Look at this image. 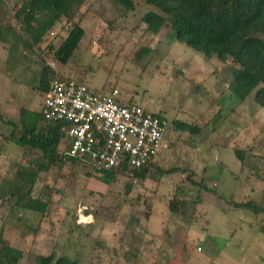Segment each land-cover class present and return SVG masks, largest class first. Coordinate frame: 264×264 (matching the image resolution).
I'll list each match as a JSON object with an SVG mask.
<instances>
[{
    "label": "rangeland",
    "instance_id": "374dc122",
    "mask_svg": "<svg viewBox=\"0 0 264 264\" xmlns=\"http://www.w3.org/2000/svg\"><path fill=\"white\" fill-rule=\"evenodd\" d=\"M21 1L8 7L14 12ZM135 3L128 11L114 0H86L72 23L57 22L18 61L9 43L0 42V182L22 156L6 138L7 122L18 124L20 109L31 113L27 119L40 111L42 64L93 90L115 88L123 102L161 114L169 126L156 167L176 171L162 175L153 168L145 180L126 174L110 183L67 162L35 179L23 172L16 190L24 182L32 197L48 201L47 209L0 201V237L23 251L18 264H35L38 255L78 264H264V213L226 205V199L264 205V108L255 91L243 101L230 92L237 66L229 58L206 59L177 41L168 34V18L157 36L148 35L142 17L159 11ZM10 21L0 16L9 42L15 37ZM73 23L84 36L61 65L47 46L59 45ZM174 120L197 125L199 134L176 130ZM235 149L243 151V166Z\"/></svg>",
    "mask_w": 264,
    "mask_h": 264
},
{
    "label": "trees",
    "instance_id": "16d2710c",
    "mask_svg": "<svg viewBox=\"0 0 264 264\" xmlns=\"http://www.w3.org/2000/svg\"><path fill=\"white\" fill-rule=\"evenodd\" d=\"M114 1L128 11L133 10L136 4V0ZM141 1L159 11H148L142 17L148 35L157 36L168 18L170 23L168 34H173L177 41L192 48L206 59L215 57L218 61H223L229 58L237 66L228 86L230 92L239 101H243L255 91L254 100L264 108V0ZM85 2L86 0H23L12 12L8 4L11 3L15 7L19 0H0V16H8L15 31L14 39L9 42L7 35L0 30V42L9 43V53L15 54L18 58L15 60L18 61L19 58H24L23 52L38 46L57 22L65 19L72 23ZM83 36L84 30L79 24L73 23L59 45L47 46V49L52 52L54 61L65 65L74 54ZM56 78L78 80L74 76H60L52 67L42 64L38 88L43 95L47 93L50 83ZM29 114L31 113L20 109L19 123L7 122L12 126V130L6 138L22 149V156L14 161L15 167L11 175L4 177L0 182V201L11 200V208L25 206L30 210L43 213L47 209L48 201L32 197L31 187L25 191L24 182L16 190L20 180L19 176L27 171L35 179L41 173H47L51 166H61L64 162L74 166L80 165L85 168L88 176L97 172L109 183L113 182L117 176L126 174L145 180L153 168L162 175L176 171L174 168L158 169L156 159L137 169L123 167L117 170H96L87 162L66 156L65 153L59 151L63 134L55 123L43 119L41 108L27 119ZM172 125L181 132L195 135L200 132L199 127L191 123L174 120ZM242 153L240 149L234 150L235 158L241 166L244 163ZM198 184L204 192H210L206 184L202 186L201 183ZM125 188L126 192H129L130 184H126ZM220 198L224 200V197H219L221 201ZM226 201L227 208L247 209L255 215L264 213V205L252 201L238 202L232 199H226ZM23 256V251L12 247L0 237V264H18ZM35 264L78 263L66 256L38 255L35 257Z\"/></svg>",
    "mask_w": 264,
    "mask_h": 264
},
{
    "label": "built area",
    "instance_id": "2783aa9c",
    "mask_svg": "<svg viewBox=\"0 0 264 264\" xmlns=\"http://www.w3.org/2000/svg\"><path fill=\"white\" fill-rule=\"evenodd\" d=\"M41 115L63 134L59 151L96 170L137 169L154 161L169 126L161 114L123 102L115 88L93 90L72 78L52 80Z\"/></svg>",
    "mask_w": 264,
    "mask_h": 264
},
{
    "label": "bare ground",
    "instance_id": "6f19581e",
    "mask_svg": "<svg viewBox=\"0 0 264 264\" xmlns=\"http://www.w3.org/2000/svg\"><path fill=\"white\" fill-rule=\"evenodd\" d=\"M90 220V217L89 216H87V217H85V216H81V221H89Z\"/></svg>",
    "mask_w": 264,
    "mask_h": 264
},
{
    "label": "crops",
    "instance_id": "0c3cea01",
    "mask_svg": "<svg viewBox=\"0 0 264 264\" xmlns=\"http://www.w3.org/2000/svg\"><path fill=\"white\" fill-rule=\"evenodd\" d=\"M161 154V153H160ZM160 154H159V156H160ZM158 164V163H157Z\"/></svg>",
    "mask_w": 264,
    "mask_h": 264
}]
</instances>
